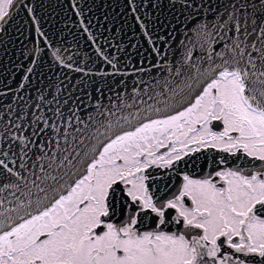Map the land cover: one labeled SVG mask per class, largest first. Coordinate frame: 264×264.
Listing matches in <instances>:
<instances>
[{
  "label": "snow or ice",
  "instance_id": "6c2138e0",
  "mask_svg": "<svg viewBox=\"0 0 264 264\" xmlns=\"http://www.w3.org/2000/svg\"><path fill=\"white\" fill-rule=\"evenodd\" d=\"M128 2L147 51L96 45L92 72L28 20L8 36L34 7L0 0L3 54L37 45L0 88V264H264V0H149L180 8L162 34Z\"/></svg>",
  "mask_w": 264,
  "mask_h": 264
},
{
  "label": "water",
  "instance_id": "95a60500",
  "mask_svg": "<svg viewBox=\"0 0 264 264\" xmlns=\"http://www.w3.org/2000/svg\"><path fill=\"white\" fill-rule=\"evenodd\" d=\"M29 6L34 7L36 23H31V17L27 16L25 10L20 11L16 25L9 29L8 36L15 37V27L20 26L21 22L28 20V23L23 24L21 31L24 35L31 39L33 36L39 46L43 47L39 42L41 37L35 34V28L39 27L42 31L49 34L55 47L62 50V55L73 56L74 60H81L85 56L91 59H84V64L87 65L86 70L95 72L97 68L111 71L107 64H101L95 55V46L99 45L109 54H115L118 57L122 54L118 49H126L129 54L135 53L138 50L146 52L148 45L142 35L141 29L135 20L133 13L130 11L131 5L128 0H25ZM149 0H134L137 7L136 15H139L146 25L156 31L157 34H162L164 31L170 30L161 28L156 23L157 19L163 22H171L175 24L173 19L174 14L180 12V8L170 11L164 9H152L147 7ZM74 5H78L82 15L77 17L74 10ZM191 11V10H189ZM81 21L88 27L89 32H84L81 28ZM150 22V23H149ZM55 26V27H54ZM63 29L62 37L65 43H59V30ZM91 34L94 37L93 41H88L87 37ZM7 39V37H6ZM26 43V51L30 55H34V45L31 42L20 37L19 42L10 43L8 45V55H4L0 50V88L5 83L15 88L17 81L22 78L23 70H18L16 65L28 64L22 54L21 45ZM137 45V48H132L131 45ZM50 56V52H49ZM137 57H133V60ZM130 70L131 62L126 61ZM83 66V65H82ZM123 67V65H121ZM46 74L45 83L49 80L59 86L61 81L64 84H75L77 79L82 77V74H76L66 69L57 67L56 63L49 58L43 61V67L38 69ZM67 77V79H65ZM87 79V77H83ZM96 79L95 76L92 77ZM91 90V89H89ZM27 95V93H25ZM11 100V96L5 97V101Z\"/></svg>",
  "mask_w": 264,
  "mask_h": 264
},
{
  "label": "flooded vegetation",
  "instance_id": "af4514ba",
  "mask_svg": "<svg viewBox=\"0 0 264 264\" xmlns=\"http://www.w3.org/2000/svg\"><path fill=\"white\" fill-rule=\"evenodd\" d=\"M197 163L202 165L204 163V158L201 157V159L199 161H197ZM181 169L182 170H187L188 172L193 173V174H196V175H199L200 174V170L195 165L192 166V167L186 168V169L182 165L181 166ZM161 171H163V170H161ZM173 179H176V178L174 177ZM167 182H168V176L165 175L164 178L160 181V184L163 185L164 183H167Z\"/></svg>",
  "mask_w": 264,
  "mask_h": 264
}]
</instances>
